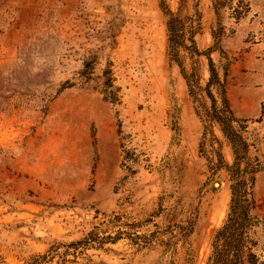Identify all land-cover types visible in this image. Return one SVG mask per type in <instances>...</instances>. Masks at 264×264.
I'll list each match as a JSON object with an SVG mask.
<instances>
[{
    "label": "rangeland",
    "instance_id": "obj_1",
    "mask_svg": "<svg viewBox=\"0 0 264 264\" xmlns=\"http://www.w3.org/2000/svg\"><path fill=\"white\" fill-rule=\"evenodd\" d=\"M236 160L264 260V0H0V264H209Z\"/></svg>",
    "mask_w": 264,
    "mask_h": 264
},
{
    "label": "trees",
    "instance_id": "obj_2",
    "mask_svg": "<svg viewBox=\"0 0 264 264\" xmlns=\"http://www.w3.org/2000/svg\"><path fill=\"white\" fill-rule=\"evenodd\" d=\"M218 5H229L232 0H217ZM219 8V7H218ZM171 40L175 45L184 46L187 40L186 25L181 18V11L177 14H172L170 21ZM195 31H191L189 39L195 45L194 39ZM195 51L198 49L195 47ZM208 54V53H207ZM211 78L208 85L218 80V74L214 66V62L210 55H208ZM223 113H232L231 106L228 99V93L226 88L223 89ZM210 97L214 100V96L209 92ZM222 113V112H221ZM218 120L220 121L224 132L234 145L236 146L239 135L236 134L232 122V116H219L220 113H216ZM234 146V147H235ZM238 160L230 167V170H235L237 176L232 175V199L231 207L228 218L224 224L216 231L213 240V251L209 259V264H264V260L261 259V255L258 253L257 242L250 239L251 225L255 219L251 212L255 208L254 201L248 196L253 188L254 178H251L250 183L242 176L244 170L241 169Z\"/></svg>",
    "mask_w": 264,
    "mask_h": 264
},
{
    "label": "crops",
    "instance_id": "obj_3",
    "mask_svg": "<svg viewBox=\"0 0 264 264\" xmlns=\"http://www.w3.org/2000/svg\"><path fill=\"white\" fill-rule=\"evenodd\" d=\"M227 93H228V92H227ZM228 99H229V103H230V106H231V101H230L229 95H228Z\"/></svg>",
    "mask_w": 264,
    "mask_h": 264
}]
</instances>
